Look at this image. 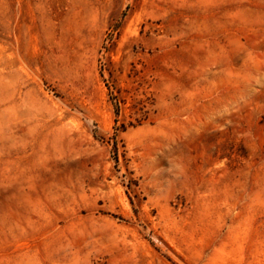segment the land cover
<instances>
[{
	"label": "rangeland",
	"instance_id": "obj_1",
	"mask_svg": "<svg viewBox=\"0 0 264 264\" xmlns=\"http://www.w3.org/2000/svg\"><path fill=\"white\" fill-rule=\"evenodd\" d=\"M0 264H264V0H0Z\"/></svg>",
	"mask_w": 264,
	"mask_h": 264
},
{
	"label": "bare ground",
	"instance_id": "obj_2",
	"mask_svg": "<svg viewBox=\"0 0 264 264\" xmlns=\"http://www.w3.org/2000/svg\"><path fill=\"white\" fill-rule=\"evenodd\" d=\"M81 1V0H80ZM82 3H84V2H82ZM64 4V3H63ZM69 4H70V2H69ZM85 4V3H84ZM65 5V4H64ZM77 6V5H76ZM86 6V5H85ZM72 7V9H73V5L71 6ZM81 8H83V7H81ZM71 9V10H72ZM86 9V8H85ZM80 10V9H79ZM84 11V10H83ZM77 12H78V10H77ZM84 12H86V11H84ZM87 12H88V10H87ZM71 13V12H70ZM75 15V14H74Z\"/></svg>",
	"mask_w": 264,
	"mask_h": 264
}]
</instances>
